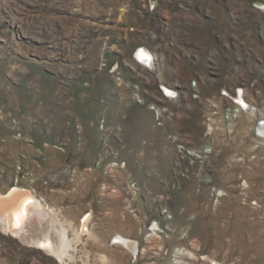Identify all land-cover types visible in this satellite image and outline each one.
<instances>
[{
	"label": "rangeland",
	"instance_id": "rangeland-1",
	"mask_svg": "<svg viewBox=\"0 0 264 264\" xmlns=\"http://www.w3.org/2000/svg\"><path fill=\"white\" fill-rule=\"evenodd\" d=\"M263 125L264 0H0V192L87 216L0 264H264Z\"/></svg>",
	"mask_w": 264,
	"mask_h": 264
},
{
	"label": "bare ground",
	"instance_id": "bare-ground-1",
	"mask_svg": "<svg viewBox=\"0 0 264 264\" xmlns=\"http://www.w3.org/2000/svg\"><path fill=\"white\" fill-rule=\"evenodd\" d=\"M259 130L264 138V125L260 126ZM78 224L75 235L69 237L68 227L52 210L43 209L39 199L26 189L12 186L6 192H0V225L3 230L33 243L37 248L44 249L61 261L73 258L71 253L73 245L87 230V216ZM30 229L38 230L37 236L32 237L29 234ZM115 239V242L133 254L137 250L135 240L119 234Z\"/></svg>",
	"mask_w": 264,
	"mask_h": 264
},
{
	"label": "built area",
	"instance_id": "built-area-1",
	"mask_svg": "<svg viewBox=\"0 0 264 264\" xmlns=\"http://www.w3.org/2000/svg\"><path fill=\"white\" fill-rule=\"evenodd\" d=\"M213 107H216V104H215V103H214ZM240 107H242V106H240ZM213 109H214V108H213ZM215 110H216V109H215ZM215 110L211 111L212 114H216ZM237 110L240 111V109H237ZM213 116H214V115H213ZM213 116H212V117H213ZM212 117H209L208 119L210 120Z\"/></svg>",
	"mask_w": 264,
	"mask_h": 264
}]
</instances>
